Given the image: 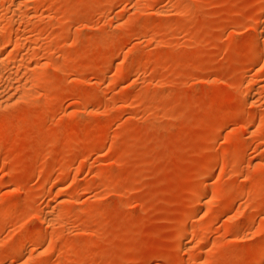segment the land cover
<instances>
[{
	"label": "rangeland",
	"instance_id": "obj_1",
	"mask_svg": "<svg viewBox=\"0 0 264 264\" xmlns=\"http://www.w3.org/2000/svg\"><path fill=\"white\" fill-rule=\"evenodd\" d=\"M0 4V264H264V0Z\"/></svg>",
	"mask_w": 264,
	"mask_h": 264
},
{
	"label": "bare ground",
	"instance_id": "obj_2",
	"mask_svg": "<svg viewBox=\"0 0 264 264\" xmlns=\"http://www.w3.org/2000/svg\"><path fill=\"white\" fill-rule=\"evenodd\" d=\"M24 3V2H23ZM1 5V4H0ZM22 6V5H21ZM20 6V7H21ZM1 7V6H0ZM1 9V8H0ZM3 10H4V8H2ZM22 16V15H21ZM259 24V23H258ZM0 25H2V24H0ZM257 26V25H256ZM259 26H260V24H259ZM1 27V26H0ZM255 27V26H254ZM258 27V26H257ZM3 28V27H2ZM1 28V29H2ZM6 28V27H5ZM261 28V27H260ZM7 29V28H6ZM3 31V30H2ZM5 29H4V33H2V34H0V48H2L1 50H2V53L5 51V50H7L6 48H4V47H7V45L9 44V42H10V36L8 35V33H5ZM258 31V30H257ZM13 38V37H12ZM1 50H0V54H1ZM260 50H261V47L259 46V44L258 45H254V46H252L251 47V49H250V54L251 55H256L257 53H259L260 52ZM1 56V55H0ZM6 57V56H5ZM4 57V58H5ZM4 58H2V59H4ZM2 59L0 60V67L1 66H3L2 65V63L3 62H5V60L3 61V62H1L2 61ZM41 66V65H40ZM4 67V66H3ZM30 68V67H29ZM33 68V67H32ZM35 69V68H34ZM38 70V69H37ZM3 76V75H2ZM23 82V81H22ZM8 84V83H7ZM25 86H27V85H25ZM5 87V86H4ZM25 89H26V87H24ZM8 89V88H7ZM22 89V88H21ZM1 91V90H0ZM25 91V90H24ZM7 92V91H6ZM28 92V91H27ZM27 92H25V93H27ZM250 92V91H249ZM247 93H248V91H247ZM1 95V94H0ZM249 95V94H248ZM21 96H23V95H21ZM247 96V95H246ZM251 97V96H250ZM17 97H15L14 99H16ZM1 99H3V98H1ZM8 99V97L5 99H3V100H7ZM19 99V98H18ZM2 100V101H3ZM9 100V99H8ZM4 101V103L6 104V105H3L4 103L3 102H1L0 103V105H3V106H0L1 108H2V110H3V108H4V106H9L10 105V103H11V101L10 102H8V103H6ZM19 101V100H18ZM14 105V104H13ZM9 108V107H8ZM7 108V109H8ZM206 180H207V178H203V179H201V180H199L198 181V184H197V187H205L206 185ZM203 190V189H202ZM195 197H197V198H200L201 199V197H203V193L201 192H197L196 194H195ZM193 201V200H192ZM210 203V202H209ZM196 204V203H195ZM194 207V205L193 204H190V207L192 208V206ZM43 219V218H42ZM36 244V243H35ZM14 248V247H13ZM19 249V248H18ZM15 251V250H14ZM30 258V257H29ZM260 259L262 260V259H264V249L263 250H261V252H260ZM27 261V260H26ZM20 264V263H19Z\"/></svg>",
	"mask_w": 264,
	"mask_h": 264
}]
</instances>
